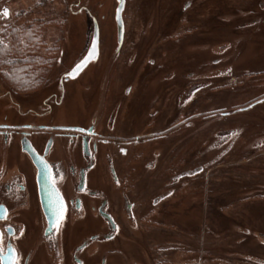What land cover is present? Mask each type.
I'll return each mask as SVG.
<instances>
[{
  "label": "flooded vegetation",
  "instance_id": "flooded-vegetation-1",
  "mask_svg": "<svg viewBox=\"0 0 264 264\" xmlns=\"http://www.w3.org/2000/svg\"><path fill=\"white\" fill-rule=\"evenodd\" d=\"M67 6L68 15L90 20L92 31L81 53H66L65 63L55 58L56 69L48 76H56V81L46 78L31 92L37 95L26 96L11 88L0 73V264L11 256L12 264H187L184 255L198 249L185 236L200 238L201 232L195 230H202L201 223L192 229L185 222V189L192 186L187 174L200 176L206 167L200 165L201 152L189 154L201 137L200 124L217 115L208 109L215 108L213 100L221 90L251 100L236 108L237 113L244 111L249 117V105L264 109V71L254 74L255 79L250 73L233 76L232 67L250 44L261 41L264 50V0H125L123 39L111 71L105 65L117 45L115 34L104 38L86 1L68 0ZM93 19L98 27L95 64L65 85L61 97L55 93V82L88 52ZM186 27L191 30L186 32ZM218 28L227 31L221 46L215 40ZM230 66L232 77L245 76L246 84L215 94L210 90L212 79L205 88L198 81ZM235 87L241 90L234 92ZM205 89L210 91L202 96ZM202 99L210 102L201 105ZM36 104L34 113L23 112ZM259 125L264 134V118ZM215 160L214 156L207 162L209 175L202 187L205 198L208 189L214 193L213 210L203 214L209 217L205 227L210 235L218 234L221 221L217 201L224 210L230 208L234 201L228 199L240 188L234 182L222 187L223 181L213 180ZM262 165L246 171L247 180L261 176L262 181L254 180L240 193L249 195L246 203L255 200L258 206H247L251 211L264 206ZM200 184L189 190L201 189ZM148 198L143 214L138 207ZM162 199L163 205L171 199L174 203L165 206L160 223H171L168 231L175 235L170 236L177 237L164 235L155 247V236L143 231L154 202ZM201 199H193L194 205L198 207ZM58 203L61 217L50 225L47 215ZM260 232L247 230L246 236L261 237L264 246ZM175 254L181 256L176 260ZM246 256L254 257L248 252Z\"/></svg>",
  "mask_w": 264,
  "mask_h": 264
},
{
  "label": "rangeland",
  "instance_id": "rangeland-1",
  "mask_svg": "<svg viewBox=\"0 0 264 264\" xmlns=\"http://www.w3.org/2000/svg\"><path fill=\"white\" fill-rule=\"evenodd\" d=\"M67 1L46 0L44 3L43 0H6L5 3H3L1 6H3L2 10L4 8L5 10H7L8 15L5 16V10L1 11V13L5 17V23L9 25H16L21 20L34 16H39L46 19L49 23L47 28L48 45L54 43V48L57 49L56 58L62 59L65 63L64 58H66V53L71 52L73 54H79L83 51L84 47L86 46V39L90 37L89 35L92 31V24L88 23L91 22L90 20H87L85 17H78L77 15H68L69 10ZM84 1H86L88 3V6L91 7V17L96 18L101 23L104 38L106 37L108 39L109 37H114V0ZM190 30L191 28H185L186 32H189ZM226 38V29L218 28L217 39L215 40L219 42V46H221L222 44L220 42H224ZM262 52H264L263 49L254 48L252 47V45H250L244 50V52L238 57V59H240V62H242V60H245V64L247 63L248 67H264V58L261 57ZM188 61H186V63ZM248 61L253 63L254 65L248 63ZM220 65L224 66L222 64ZM57 67L58 69L60 68L59 65ZM63 67L65 69L66 64H64ZM187 68L190 69L191 67L188 66ZM217 68L220 69L221 67L217 66ZM54 69H56L55 65L52 66L50 75L54 73ZM61 69L62 67L60 68V72L64 70ZM254 74L259 73H250L253 78L257 79L258 77H254ZM244 77L245 76H241L238 79L236 77L217 78L212 77L211 75H206L202 76L198 81L201 82L202 86L205 88L206 86H209V83L211 82L210 80L212 79L213 83H211L212 88H210V90L215 92L229 86H239L241 84H246L248 78ZM46 78L55 80L56 76H48ZM189 82L190 80L187 83L189 84ZM251 82L256 81L252 80ZM251 82H248V84H251ZM210 90H203L202 96H204L207 91ZM236 90L239 91L241 90V88L235 87L234 92H237ZM31 92H26L24 94H26V96H29L32 94ZM243 95L237 94L229 96L227 95V93L222 92V90L217 92L218 97L217 99L213 100L216 103L215 108L208 109L209 112L212 110L213 112H217V115L210 121L202 122L203 120H200L202 122L200 124L202 127L201 137L196 141V146L192 150H190L192 152L189 153L193 154L194 152H201V155H203L200 156L202 157V163L200 165L206 167L205 171L200 174L201 177L199 175H197V177H194V173L187 174L192 178L190 181L192 186L185 189V222L187 225H190V228L192 229L195 226L198 227L197 225L199 223L202 224L201 231L198 228H196L195 230L196 232H201L200 238L198 237L195 239L194 237L192 238V236L190 237V235L185 236L186 242H191L198 249L195 253L189 252L184 255L187 264H198L197 262L199 261L200 264H264V255L260 256L262 253H264V246L261 245L263 241L262 238L246 236L247 230L253 231L254 229H256L261 232L264 231V206L255 208V210L253 211H251V209L248 210L247 206L250 203L256 204L255 200L254 202L246 203L244 201L249 195H246L247 197H244L245 194H240L245 191V189L247 188L246 185H251V182H254V180L262 181V179H258L262 178L261 176H256L255 179L250 178V180H247L246 171L256 169L258 165L260 167L263 166L262 163L264 162V138L262 137H264V134L261 131V125H259V121H262V119L264 118V113H262L264 112V109L261 108V106L249 105L248 112L250 113V120L247 112L243 111L237 113V110L234 111L236 108L245 107L250 104L251 100H248L249 98ZM208 101L209 100L202 99L201 105H204ZM78 106L79 105L76 104L74 107V110L76 112H78ZM204 109L205 108L203 107V112H205ZM223 113L226 114L222 116ZM214 156L216 157V160L213 162V164L218 165V168L214 170V172H216V179L213 180H216V182L223 181L224 184L219 185L222 187H225L226 182H234V187H237L238 185L240 188H236L229 197L232 199L228 200L234 201V203H232L233 205H231L230 208L224 210L225 205L220 204V200L217 201V211L219 214L218 217L219 219H221V221H219L217 226L218 229L216 232L218 234L210 235L205 227L206 223H208L209 217H205L203 214L205 210L210 213L213 210V206L215 205V203L213 202H215V200L211 197L214 196V193H211L208 189V191H206V193L208 194L207 199V196L205 198V195H203V192L205 191L202 187L205 185L206 178L209 175L206 172V170L210 166V164L208 163L214 158ZM251 157L252 159L248 160ZM213 180H211L210 183H212ZM201 182V189L199 188L198 190L192 191L189 190L190 188L194 187V184ZM232 185L233 184H231L230 186ZM143 192H145V189ZM198 192H200V195H198ZM147 193L148 192H146L145 194L147 195ZM177 194L176 196H178ZM200 196H202L201 204L197 207V205H194L193 199L199 198ZM220 198L221 197H219V199ZM148 200L150 199L148 198L146 201H144V204H141V206L138 207L143 210V214L147 213L148 205L145 203ZM171 200L167 202L166 205H163V199L156 200L154 202V210H152V212H150V210V214L147 215L148 219L145 222V229L147 230V232H145V229L143 232L145 234L151 233L155 236V247L157 246V244H161L160 240L164 239V235L166 236V238L177 237L170 236L175 235L174 233H172V230L170 232L168 231V226L170 227L171 223H169L170 225L161 224L163 222L162 215L166 212L164 210L165 206L170 207L174 203L171 202ZM189 200L191 202H188ZM220 207H223V210H221ZM157 222L159 223V225ZM165 222L166 221H164V223ZM212 229L215 230L214 228ZM213 232L214 231L210 233ZM261 232L259 234L261 236H264V233ZM247 252L255 258L251 256L247 258ZM153 255L155 256V252L153 253ZM161 255H164V253L157 254L158 257ZM179 255L180 254H175V256L172 255V257H175V259L177 260ZM171 264H177V262Z\"/></svg>",
  "mask_w": 264,
  "mask_h": 264
},
{
  "label": "trees",
  "instance_id": "trees-1",
  "mask_svg": "<svg viewBox=\"0 0 264 264\" xmlns=\"http://www.w3.org/2000/svg\"><path fill=\"white\" fill-rule=\"evenodd\" d=\"M5 1L0 0V39L7 48L0 51V73L15 91H35L45 83L57 56L54 43L47 41L49 23L34 16L16 25L6 24L1 13Z\"/></svg>",
  "mask_w": 264,
  "mask_h": 264
},
{
  "label": "water",
  "instance_id": "water-1",
  "mask_svg": "<svg viewBox=\"0 0 264 264\" xmlns=\"http://www.w3.org/2000/svg\"><path fill=\"white\" fill-rule=\"evenodd\" d=\"M114 3H115V7H116L115 11H114V27H115V31H116L115 37H116L117 45H116L114 53L111 55V57L106 62L105 70H107V71H111L113 66L115 65L116 59H117V56L119 53V48H120V45H121L122 39H123V28H124L123 12H124V8H125V0H114ZM93 25H94V31H93L92 44H91L88 52L85 54V56L77 64H75L70 69V71H68L67 73L62 75L59 78V81L56 83L55 87H57V89H55V93L59 94L61 97L65 91V85L76 80L85 68H87L88 66L92 67L95 64V61L97 59L98 27H97V23L94 19H93ZM251 25H254V24L253 23L249 24V26H251ZM261 44H262V42L260 41L259 45H256V44H253V45L250 44V45H252V47H254V48H261ZM239 60L240 59H237L235 61V63L232 65V67L235 71L234 75L230 72V70H232L231 69L232 67L230 66V67L224 68L226 72L218 73L215 77H217V78H224V77L231 78L232 75L238 76V75H242V74L264 71V67H260V66L259 67H257V66L248 67L247 63L245 64V60H242V62H240ZM250 61H253V60H250ZM248 63H251V62L248 61ZM251 64H253V63H251ZM77 65H80V67L77 68L76 67ZM224 69H223V71H224ZM68 73H71V75H68ZM108 73L105 77V81H106L105 84H107V80L109 79ZM101 92L103 93V90H101ZM31 95H37V92L34 94H31ZM11 101L15 102V99L13 97H11ZM48 101H50L51 104L53 103L52 99L48 100ZM35 111H37V104L32 105L29 108L23 109V112L26 115H29L30 113H34ZM27 126L28 125H26V127ZM45 210H47V212H50V210L48 208ZM52 213L53 214L47 215L50 225H54L60 219L61 214H62V205L60 203H58L55 206V210ZM105 218H107V220H108V215L105 216ZM3 264H12V256L8 257V260L4 259Z\"/></svg>",
  "mask_w": 264,
  "mask_h": 264
},
{
  "label": "snow or ice",
  "instance_id": "snow-or-ice-1",
  "mask_svg": "<svg viewBox=\"0 0 264 264\" xmlns=\"http://www.w3.org/2000/svg\"><path fill=\"white\" fill-rule=\"evenodd\" d=\"M5 15H7V10H5ZM7 48V44L4 42V40L0 39V51H3ZM77 68L80 67V65L76 66ZM68 75H71V73H68Z\"/></svg>",
  "mask_w": 264,
  "mask_h": 264
}]
</instances>
